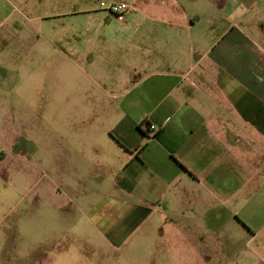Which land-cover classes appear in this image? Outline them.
<instances>
[{
  "label": "crops",
  "instance_id": "crops-1",
  "mask_svg": "<svg viewBox=\"0 0 264 264\" xmlns=\"http://www.w3.org/2000/svg\"><path fill=\"white\" fill-rule=\"evenodd\" d=\"M122 1L129 4L123 21L101 8L89 11L95 26L63 27L70 56L95 62L88 79L104 123L95 137L81 138L76 128L77 145L71 136L53 140L47 203L37 192L34 209L60 216L52 248L62 239L69 247L81 231L86 243L80 224L112 250L157 224L164 240L163 226L175 242L192 241L190 251L175 250L186 264H195L202 247L210 264L213 255L221 258L215 236L242 224L238 215L264 186V0ZM85 165L94 173H84ZM59 170L70 180H60ZM61 195L66 203H55ZM37 222L49 227L53 220ZM48 260L42 253L35 262Z\"/></svg>",
  "mask_w": 264,
  "mask_h": 264
},
{
  "label": "rangeland",
  "instance_id": "rangeland-1",
  "mask_svg": "<svg viewBox=\"0 0 264 264\" xmlns=\"http://www.w3.org/2000/svg\"><path fill=\"white\" fill-rule=\"evenodd\" d=\"M101 1L110 2L0 0V76L4 80L0 82V217L7 230L0 234V244L5 249L0 264H39L35 260L42 253L48 254L51 264H186L175 250L190 251L192 241L183 240V245L175 242L163 226L168 237L164 240L157 224L139 229L118 250L110 249L105 242L95 243V231L89 224H80L85 229L86 243L83 232L75 237L74 231L69 247L63 246L66 242L62 239L56 240L52 248L49 239L54 237L50 230L63 229L60 216L57 210L34 209L37 192L47 203L48 160L58 146L51 145L53 140L71 136L77 139V145L76 128H81V138L95 137L99 131L96 125L104 123L101 114L93 111L100 98L88 79L94 75L95 62H85V55L73 59L62 40L67 35L63 27L95 26L98 22L89 11L102 13ZM91 46L84 50L89 51ZM84 124L90 135L86 130L83 134ZM58 152L61 154V147ZM86 155L89 160L95 157L90 147ZM85 167L84 173H94L90 165ZM58 178L70 180L62 170ZM58 201L66 203L63 195L55 203ZM238 218L242 224L225 225L223 229L228 234L223 238L215 236L212 242L221 258L213 255L210 264H264V186L251 195ZM45 219L53 220L49 227L37 222ZM201 243L196 242L200 247ZM201 249L195 252L201 257H191L195 264H204L202 251L207 250Z\"/></svg>",
  "mask_w": 264,
  "mask_h": 264
},
{
  "label": "built area",
  "instance_id": "built-area-1",
  "mask_svg": "<svg viewBox=\"0 0 264 264\" xmlns=\"http://www.w3.org/2000/svg\"><path fill=\"white\" fill-rule=\"evenodd\" d=\"M99 6L105 10H107L108 12L112 13L116 20L118 21H123L124 17H125V13L126 11L129 9V4L126 1H112L109 3H105L103 1H101L99 3ZM151 129H154L155 126L150 125Z\"/></svg>",
  "mask_w": 264,
  "mask_h": 264
}]
</instances>
